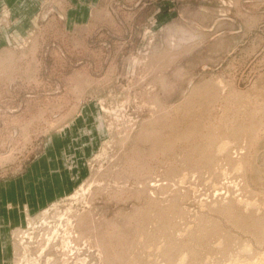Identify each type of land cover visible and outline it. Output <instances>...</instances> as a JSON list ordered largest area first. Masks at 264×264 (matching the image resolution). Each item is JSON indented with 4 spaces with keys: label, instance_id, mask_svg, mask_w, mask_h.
<instances>
[{
    "label": "rangeland",
    "instance_id": "1",
    "mask_svg": "<svg viewBox=\"0 0 264 264\" xmlns=\"http://www.w3.org/2000/svg\"><path fill=\"white\" fill-rule=\"evenodd\" d=\"M0 264H264V0H0Z\"/></svg>",
    "mask_w": 264,
    "mask_h": 264
},
{
    "label": "crops",
    "instance_id": "2",
    "mask_svg": "<svg viewBox=\"0 0 264 264\" xmlns=\"http://www.w3.org/2000/svg\"><path fill=\"white\" fill-rule=\"evenodd\" d=\"M28 183V185H29V182H27ZM10 191V190H9ZM10 196V202H11V204H9V206L11 207H14V206H17L18 208H20L19 207V203L17 204L16 203V205H15V203H13V201L12 200H14L15 199V197H13V196H11V195H9ZM50 198V196H47V198ZM13 198V199H12ZM25 201H24V209H25V211L27 212V214L28 213H33L32 211H34V208H35V201H34V198H35V196L34 195H32L31 194V192H30V190H28L27 192H26V194H25ZM9 200V199H8ZM17 202V201H16ZM9 212H10V210H8Z\"/></svg>",
    "mask_w": 264,
    "mask_h": 264
},
{
    "label": "bare ground",
    "instance_id": "3",
    "mask_svg": "<svg viewBox=\"0 0 264 264\" xmlns=\"http://www.w3.org/2000/svg\"><path fill=\"white\" fill-rule=\"evenodd\" d=\"M230 208H231V207H230ZM230 208H229V210H231V209H232V208H231V209H230ZM226 209H227V208H226ZM232 211H233V209H232ZM226 212H227V210H226ZM228 212H229V211H228ZM227 214H228V213H227ZM231 216H232V215H231ZM231 216H230V217H231ZM238 220H239V218H238ZM215 223H216V222H215Z\"/></svg>",
    "mask_w": 264,
    "mask_h": 264
}]
</instances>
